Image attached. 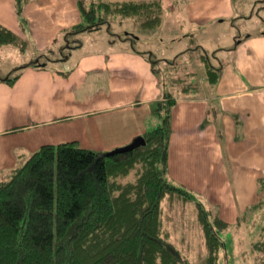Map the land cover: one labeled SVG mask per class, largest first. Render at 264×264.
Returning a JSON list of instances; mask_svg holds the SVG:
<instances>
[{
    "label": "crops",
    "instance_id": "1",
    "mask_svg": "<svg viewBox=\"0 0 264 264\" xmlns=\"http://www.w3.org/2000/svg\"><path fill=\"white\" fill-rule=\"evenodd\" d=\"M238 8L236 0H179L170 6L174 13L163 16L160 28L136 25L124 33L134 34L133 39L123 38V33L105 35L103 49L81 55L71 68L60 71L51 66L57 60L49 53L54 52L60 37L61 44L70 43L65 31L82 20L77 0H32L23 10L25 24L14 0H0V23L26 39V51L35 55L22 65L37 60L41 63L22 67L13 84L0 79V179L10 176L12 169L43 144L78 141L83 147L111 151L143 136L158 123L154 105L162 99L163 88L148 59L150 54L154 58L153 51L139 48L136 42H145L144 38L154 37V33H160V39L183 36L188 27L181 24L182 17L189 28L209 27L218 20L220 10L222 16L226 13L233 18ZM170 18L172 22L167 23ZM233 35L236 40L237 35ZM238 38H246L250 49L262 50L259 54L264 56V32ZM61 56L60 62L70 59ZM247 71L257 77L255 83L242 86L246 83L223 82L221 72L214 85L200 81L202 95L177 94L172 112L168 176L196 196L216 203L214 213L221 218L228 208L222 206L226 197L214 196V192H221L217 187L224 190L228 179L244 170L251 171L252 177L247 173L242 180L236 178L238 186H257L258 172L264 171V60L258 69ZM239 98L243 101L237 104ZM230 118L234 137L243 136V141L247 134L258 139L257 148L240 150L241 161L250 157L255 167L243 170L237 160L230 161L231 169L228 162V168L224 166ZM232 164L239 169L234 170ZM200 261L198 264H207L206 256Z\"/></svg>",
    "mask_w": 264,
    "mask_h": 264
},
{
    "label": "trees",
    "instance_id": "2",
    "mask_svg": "<svg viewBox=\"0 0 264 264\" xmlns=\"http://www.w3.org/2000/svg\"><path fill=\"white\" fill-rule=\"evenodd\" d=\"M32 0H14L22 24L23 10ZM81 22L65 31V38L95 31L111 19L135 18L137 26L155 29L162 24L164 0H77ZM128 35H133L128 33ZM236 43L240 42L236 36ZM21 51L29 42L0 23V46ZM138 51V50H137ZM163 88L154 105L158 123L146 130V143L124 152L81 146L78 141L43 144L0 179V264H190L171 240L170 214L163 206L194 201L206 245L207 264H221L226 242L219 231L229 223L213 214L195 193L168 176L172 112L177 94L167 90L158 67L148 55ZM203 77L211 85L221 75L207 54L201 55ZM166 67L178 69L166 61ZM40 66V60L24 64ZM183 75H167L184 94L198 93L200 84ZM3 78L13 84L19 77ZM134 173L133 178L123 180ZM254 204L252 207H257ZM264 227V226H263ZM264 264V234L249 247Z\"/></svg>",
    "mask_w": 264,
    "mask_h": 264
},
{
    "label": "rangeland",
    "instance_id": "3",
    "mask_svg": "<svg viewBox=\"0 0 264 264\" xmlns=\"http://www.w3.org/2000/svg\"><path fill=\"white\" fill-rule=\"evenodd\" d=\"M236 1L239 8L233 18L226 17V13L222 16L220 10L218 20L211 23L209 27L196 26L189 28V26L185 25V18L182 17L181 24L184 25L183 27H188L183 30V33H185L183 36H177L174 39L171 37L160 39L161 34L154 33V37L144 38L142 36L145 42H136L139 48L147 49L149 52L153 51L154 58L159 60L158 67L163 80L166 82L165 88L168 91L173 90L176 93H180L178 96L182 97L189 95L180 91L182 85L168 82L167 76L170 74L174 76L183 75L185 70L196 71V75H186L185 78H187L188 82L200 84V81L204 79L202 54H207L211 63L217 67H221L223 82H234L236 80L238 82H245L246 84L242 86L255 83L257 77L247 70L258 69L259 63L264 60V56L259 54L262 50L250 49L251 43H248L246 38L236 43L233 34L243 38L248 34L258 35L264 32V0ZM178 2L179 0H164L163 16L165 17L174 13L173 10H170V6H176ZM222 18H225V20H221ZM168 22H172V19L170 18ZM136 25L137 21L133 17L123 19L116 17L111 19L109 25V31L112 35L108 31V26L104 25L99 29L100 33L98 30L91 32L84 31L71 36L68 38L70 43L61 44L60 37L54 52L49 53L53 60H57L51 62V66L57 70L66 71V69L73 66L81 55L93 50L103 49L105 47L102 39L103 36H114L117 33L124 34L126 30H130ZM122 37L133 39L132 35L128 36L127 34H124ZM67 44H70L71 48H68ZM62 45H64L63 48H61ZM78 45L80 46L76 48ZM62 54L69 56V61H58L62 57ZM34 57V54L28 51L22 52L18 46L13 44L0 46V79L13 76L19 71L17 69L18 66L33 60ZM166 61L176 64L178 69H172L170 66L166 67ZM193 94L199 96L202 95V92L200 90L198 93ZM242 101L240 98L236 100L237 104L242 103ZM229 120V131L226 133V141L224 140L227 158L224 166L228 168V165L229 169H231L230 161L237 160L239 164H242L241 168L243 170L255 167L256 165L249 160L250 157L245 158L246 161H241L242 155H240V150L257 148L259 144L258 139L251 138L247 134L245 135L247 138L243 141V136L234 137L231 132L232 119L230 118ZM232 167L234 170L239 169L234 164H232ZM231 171H229V174ZM247 173L252 177L251 171L247 172L244 170V173L236 172V176L233 179H228L224 190H222V187H217L221 192L219 194L214 192L215 197L218 195L224 196V199L226 197L222 202V206L228 208V213L223 214L222 219L227 221L229 225L219 231L226 242V251L222 255L221 264H256L254 260L258 252L250 251L249 247L254 240H257L264 234V171L260 170L258 172L261 176L259 181L257 180V186L239 187L236 178L242 180ZM219 174L221 177V163ZM133 176L134 173H131V175L122 179L128 180L133 178ZM8 178L9 176L6 179ZM197 196H199L198 199L203 202L206 208L215 214L214 208L218 209V205L211 202L212 200L210 201L207 197H203L200 194ZM254 204L259 205L252 207ZM163 206L170 214V220H168L167 224L169 223L168 227L172 233L171 240L186 255L190 264L200 263L203 256L204 258L206 256V245L197 218L195 202L187 200L170 203L168 197H166L163 201Z\"/></svg>",
    "mask_w": 264,
    "mask_h": 264
},
{
    "label": "water",
    "instance_id": "4",
    "mask_svg": "<svg viewBox=\"0 0 264 264\" xmlns=\"http://www.w3.org/2000/svg\"><path fill=\"white\" fill-rule=\"evenodd\" d=\"M145 143H146V140H145V138L143 136H137L129 144L116 147L113 150H111V152H124V151H128V150H132V149L137 148V147H139V146H141V145H143Z\"/></svg>",
    "mask_w": 264,
    "mask_h": 264
}]
</instances>
